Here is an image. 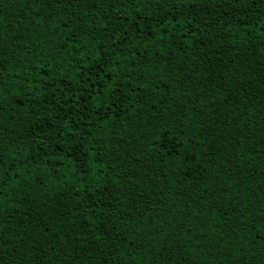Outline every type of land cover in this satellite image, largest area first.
<instances>
[{"label":"trees","instance_id":"16d2710c","mask_svg":"<svg viewBox=\"0 0 264 264\" xmlns=\"http://www.w3.org/2000/svg\"><path fill=\"white\" fill-rule=\"evenodd\" d=\"M61 3L0 0V264H264V0Z\"/></svg>","mask_w":264,"mask_h":264},{"label":"snow or ice","instance_id":"6c2138e0","mask_svg":"<svg viewBox=\"0 0 264 264\" xmlns=\"http://www.w3.org/2000/svg\"><path fill=\"white\" fill-rule=\"evenodd\" d=\"M47 2L48 3H55L59 7L63 6V4L61 3V0H47ZM77 2H79V0H77ZM156 2H159V0H156ZM122 5H123V0H121V6ZM69 6H71V5H69ZM49 18L51 19V10H49ZM70 22H71V17L69 18V20L64 22V28L68 29L69 32L72 31V29L69 28ZM121 40H123V38H121ZM68 43L70 45H72L73 48H74V46H75V40L74 39H70L68 41ZM113 43L116 44V41H113ZM117 47H119V44H117ZM103 51H104V49L101 48L100 52L102 53ZM97 58L98 59H103L99 55H98ZM48 62H51L52 64H58V62L52 60L51 57L48 58ZM105 63H106V61H105ZM39 68H44L45 69L44 75H40V72L38 71ZM56 70L57 69H55V68H48L46 65H38V66H35L33 68V71L36 73V75L39 77V79L44 82L45 86L48 89H52V90H57L59 88L58 81L66 78V76H64V75H62L60 77L52 76V73L54 71H56ZM15 75L18 77L19 74H15ZM46 76L51 77V78L50 79H45ZM3 79H4V71H3L2 67H0V107H2L3 102L7 100V95H6V90H5V87H4V84H3ZM28 79L29 78H25L24 81H22V83L24 85H27ZM84 79H86V77ZM77 83L79 84V81ZM79 87L81 89H83L84 85L83 84H79ZM30 90L31 89H29V91ZM59 90L62 91V89H59ZM23 91H24V89L21 87L19 89V91H17L15 93L16 97L18 98L21 95V93H23ZM47 95H48L47 92L42 93V96H47ZM41 98L42 97H35V99H37V100H40ZM50 98H55V97L53 96V97H50ZM90 98H91L90 91H83L82 90L80 92V95H79V97H77V99L78 100L82 99L83 103L78 105L80 116L79 117H75V116H73L71 111H65L64 110V109H70L71 108L70 101H71L72 97H69L68 98L69 103L62 104L60 110L57 111L54 114L55 118H54V120L49 122V128L51 130H55V131L60 132L61 129L60 128H53V125H61V122H64L62 127H66L68 129V135L71 136L72 138H75V133L80 130L81 126H83L87 130L88 126L92 125V120L90 119V117H92L93 115H95L96 117H99L101 122H103V120H106L107 119L106 116L100 117L99 110H96L95 112L85 111V109L88 108ZM112 107L114 109L118 110V104H113ZM70 117L72 118V123L71 124L68 123ZM92 126L94 127V125H92ZM165 131H167V129H165ZM85 135H90V133H88L86 131ZM35 138L39 139V136H37ZM97 138H99V137H97ZM86 142H87L86 140L85 141H80L79 142L80 143V147H78V148H70V151L72 152V154L75 155L76 153L82 152L84 150L83 149V144L86 143ZM41 143H43V141H41ZM7 155L8 154L5 151H0V183L3 182L2 178L8 172L11 171L10 168L5 167V164H11L13 161H15L17 159L16 156H11L10 158L5 159V157H7Z\"/></svg>","mask_w":264,"mask_h":264}]
</instances>
